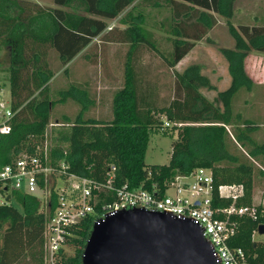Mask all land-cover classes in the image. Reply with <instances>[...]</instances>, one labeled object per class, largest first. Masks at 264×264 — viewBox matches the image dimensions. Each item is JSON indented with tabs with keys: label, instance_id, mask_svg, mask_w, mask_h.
<instances>
[{
	"label": "trees",
	"instance_id": "trees-1",
	"mask_svg": "<svg viewBox=\"0 0 264 264\" xmlns=\"http://www.w3.org/2000/svg\"><path fill=\"white\" fill-rule=\"evenodd\" d=\"M165 1L173 34L170 35L171 49L166 65L172 68L188 53L193 42L203 35L202 28L212 25L215 14L223 18L233 41L232 47L218 48L227 62L229 85L216 91L211 100L207 99L199 89L214 87L201 73L200 66L192 63L181 70H172L171 96L164 105L156 106L151 99L150 84L143 81L142 87L139 72L135 70L139 47L142 44L155 47L143 30L132 22L127 11L128 19L120 18L127 26L114 38L126 37L122 41L130 45L123 61L122 85L112 93L110 117L101 120L82 117L83 105L93 103L84 88L77 89L76 85L69 84L67 89L58 91L57 98L47 97L48 82L53 73L46 62V54L53 50L66 73L65 65L92 38L101 34L103 41H113L112 30L104 31L106 23L103 19L116 17L130 5L132 10L143 4L160 6L157 0H51L54 7L29 0H0L1 62L6 65L8 109L11 112L5 120L8 131L0 132V166L23 154L42 157L43 150L38 147L44 142L50 108L69 97L80 103L81 108L72 121L66 115L62 116L59 121L62 128L55 131L46 147L47 162L55 170L63 164L61 170L66 174L101 180L108 167L113 165L116 183L126 181L133 187L149 189L155 186L163 191L175 176L204 167L211 174L213 206L229 204L230 200L217 197L215 188L230 183L242 187V195L235 203L250 204L251 180L248 175L252 166L228 151L230 135L226 126L238 122L244 128L235 127L230 131L233 139L242 146L254 143L249 131L256 126L248 118L241 119L240 114H232L231 101L236 91L240 88L248 90L252 84L244 71L243 59L251 51L264 53V25L232 24L229 20L235 0ZM78 6H81V12H77ZM193 11L197 14L190 17ZM88 58L89 63L96 62V54ZM155 114L164 117L168 124L165 126L175 129L176 138L170 143L166 163L145 164L143 157L149 131L152 126L160 127L164 123ZM257 148L263 152L264 141ZM39 185H42L41 179ZM2 192H5V201L0 203V264H43L42 229L46 214L53 206V192L50 189L48 204L18 190ZM234 219L237 230L229 245L241 247L248 255L249 264H264V249L250 239L257 221L245 217ZM258 221L264 222V216ZM89 229L88 221L79 224L71 238L73 251L63 254L62 264H80Z\"/></svg>",
	"mask_w": 264,
	"mask_h": 264
},
{
	"label": "rangeland",
	"instance_id": "rangeland-1",
	"mask_svg": "<svg viewBox=\"0 0 264 264\" xmlns=\"http://www.w3.org/2000/svg\"><path fill=\"white\" fill-rule=\"evenodd\" d=\"M29 1L39 2L41 5L50 3V0ZM157 2L160 6L142 5V18L141 16L137 18V13L141 12V10H132V8H128L124 11L120 18L128 19L129 16H126V13L129 11V18H132V21L143 30L146 38L149 39L155 47V49H152L145 44L141 45L137 61L135 62V70L139 72V76L142 80V87L145 85L143 81H148L151 86V99L154 100L156 106H161L164 105L171 96L173 68L166 65V59L169 57L171 49L170 35L172 32L171 21H169L170 14L165 8L166 1L157 0ZM233 6L234 12L229 20L232 24L248 26L264 25V0H235ZM190 14V17H195L197 11L190 12ZM212 16L214 20L212 25L208 28H202L203 35L193 42L190 51L174 66L176 70H181L186 65L197 63L200 66L201 73L209 79L210 84L214 87L210 90L205 88L199 89L201 94L209 100L212 99L216 91L226 88L230 83L227 62L218 51V48L232 47L233 44L223 18L215 14ZM191 22L192 21H189V23ZM187 29L189 32L191 31L190 26ZM205 36H207L208 39H206ZM99 39H101V37L94 39V41L99 42ZM99 44L100 46L105 45V47L99 55L96 54V62L94 64L102 65L103 63L112 65L114 66L112 69L113 72L106 73L108 75L107 77L100 72V82L105 83H102L100 88L95 85L94 87L96 88L93 89L90 85H87V87H89L87 91L90 98L94 101V106L90 105L86 107V111H83L82 117L106 120L109 115V98L113 91L122 85L123 73L120 70L123 68L125 57L118 63L117 57L108 56L109 51L113 50L112 47H114L115 44ZM2 55L3 48L0 46V121L3 120L4 110L8 108L9 98L7 74L5 70L6 65L1 62ZM79 61L77 62L76 59L69 65H80ZM46 62L53 73V76L48 82L46 95L49 99H55L58 97L59 90L67 89L69 84H74L73 82H69L75 78L71 72L63 73V66L60 64L53 50H48ZM98 65H96V68H99ZM243 68L246 75L251 79L252 84L248 90L240 88L233 94L231 111L232 114H240L241 119L248 118L253 121L252 123L256 127L249 131V136L254 143L251 145L245 144L243 146L238 144L233 139L234 137L231 136L230 131L232 132L235 127H244L238 122L232 121L233 124L226 126V130L230 135L229 140H227V148L229 152L251 164L252 172L248 175L251 180L250 203L261 205L264 208V151L260 152L257 148V146L264 141V53L256 51L249 52L243 59ZM90 75L91 72L85 74V77H87L86 79L91 80ZM78 86L83 87L80 84ZM80 108V103L68 98L62 103L54 104V106L50 108L49 123L45 128L44 142L38 149L43 151L46 150V147L51 143V138L54 137L55 131L62 128V126H59L61 125L59 121H62L63 115H67L72 121ZM155 116L164 122V117L162 115L155 114ZM164 123L161 124L160 127L152 126L149 131L148 143L143 157L145 164H164L168 161L170 143L176 138V132L175 129L171 126H165ZM223 178L229 179V177L226 176ZM185 181H191V178ZM57 183L73 187L71 182H64L62 179L57 181ZM4 195L5 192H0V203L5 201ZM254 238L256 241L263 240L264 234H256ZM72 251L73 247H68L65 250L67 254H71Z\"/></svg>",
	"mask_w": 264,
	"mask_h": 264
},
{
	"label": "built area",
	"instance_id": "built-area-1",
	"mask_svg": "<svg viewBox=\"0 0 264 264\" xmlns=\"http://www.w3.org/2000/svg\"><path fill=\"white\" fill-rule=\"evenodd\" d=\"M10 115V110L5 109L3 120L0 121L1 133L8 131L5 120ZM164 124L168 125L166 122ZM45 151L42 157L23 154L0 166V192L18 190L36 196L42 204L49 203L50 189L53 192V206L46 214L42 229L43 264H62L63 254L66 248L72 247L71 238L82 221H88L91 226L127 208L163 212L177 219H189L201 229L214 264H249L248 255L241 247L229 245V240L237 230L234 217L257 221L250 239L264 249V239L256 241L254 238L256 234H264L257 229L259 224L264 225V222L258 221L264 216V208L253 203L236 204L242 195L240 184L217 185V197L230 202L224 206H213L211 174L207 168L197 167L187 175L175 176L160 191L155 186L147 189L133 187L126 181L116 183L113 165L108 167L101 180L66 174L61 170L63 164L56 170L48 164ZM188 178L191 181H185ZM60 179L71 182L73 187L57 183Z\"/></svg>",
	"mask_w": 264,
	"mask_h": 264
},
{
	"label": "water",
	"instance_id": "water-1",
	"mask_svg": "<svg viewBox=\"0 0 264 264\" xmlns=\"http://www.w3.org/2000/svg\"><path fill=\"white\" fill-rule=\"evenodd\" d=\"M257 229L263 233L264 225ZM80 264H214V258L189 219L127 208L90 226Z\"/></svg>",
	"mask_w": 264,
	"mask_h": 264
},
{
	"label": "crops",
	"instance_id": "crops-1",
	"mask_svg": "<svg viewBox=\"0 0 264 264\" xmlns=\"http://www.w3.org/2000/svg\"><path fill=\"white\" fill-rule=\"evenodd\" d=\"M137 1V0H136ZM135 2V1H134ZM133 2V3H134ZM37 3H39V2H37ZM45 6H50V7H54V5L52 4V2H51V0H50V3H48V4H45ZM145 6H147L146 4H145ZM128 8H131V5L130 6H128V7H126L124 10H122L116 17H114V18H112V19H103L104 20V22L106 23V28H105V30L104 31H107V30H112V33H111V38H113L112 40L113 41H102L101 39H99V42L97 41H94V39H96V38H99L101 35H99V36H96V37H94V38H92V40H91V42L86 46V47H84L80 52H78L67 64H66V72H71L74 76V78L75 79H73V80H71L69 83H74V85H76L77 86V89H82L83 87H84V89H86L87 90V88H89V87H87V85H90L93 89L94 88H96V87H94L95 85H97V87L98 88H100L101 86H102V83L103 82H100V72H102V74L105 76V77H107L108 75L106 74V73H108V72H113V67L114 66H112V65H108V64H103L102 63V65H98V64H91V63H89V61H88V56H93V54H100L102 51H103V48L105 47V45L103 46V45H101L100 46V44L99 43H101V44H105V43H109V44H112V43H114L115 44V46L114 47H112L113 48V50H111V51H109V53H108V56L109 57H117V59H118V63L119 62H121L122 60H123V58L125 57V55L128 53V51L130 50L129 49V47H130V45H129V43L127 42V41H122V40H126L125 38L124 39H114V38H116L117 37V35H121V33L120 32H118L119 30H122L123 28H125L126 26H127V23H122L121 21H120V16L122 15V13L124 12V11H126ZM138 9H136V10H141L142 8H143V6L141 5V7H137ZM68 10H73V8H67ZM167 9V8H166ZM167 11H168V9H167ZM77 12H81V6H78L77 7ZM138 12V11H137ZM137 14H139V16H137V18L138 17H140L141 16V18H142V15H143V11L141 10V12H139V13H137ZM136 18V17H135ZM132 22H134V21H132ZM136 22V21H135ZM140 26V25H139ZM113 30H115V31H113ZM116 36V37H115ZM116 40H118V41H116ZM90 48V49H89ZM102 48V49H101ZM140 48V47H139ZM190 51V50H189ZM188 51V52H189ZM185 56V55H184ZM77 59V62L79 61L80 62V65L79 64H74V65H69L71 62H74L75 60ZM181 60V59H180ZM179 60V61H180ZM178 61V62H179ZM177 62V63H178ZM176 63V64H177ZM175 64V65H176ZM96 65H98L99 66V68H96ZM119 65V64H118ZM122 65V64H121ZM174 65V66H175ZM174 66L172 67L173 69H175L174 68ZM122 70H123V68L120 70L121 72H122ZM176 70V69H175ZM96 71H97V73H96ZM91 72V80H89V79H86L87 77H85V74H88V73H90ZM103 76V77H104ZM104 77V78H105ZM7 83H8V81H7ZM90 83V84H89ZM81 85V86H83V87H80V86H78V85ZM103 84H105V83H103ZM106 89V88H105ZM97 90V89H96ZM100 92V91H99ZM111 93V92H110ZM78 96H80V95H78ZM111 97H112V94H111V96H110V98H109V100L111 101ZM80 98L82 99L83 97H81L80 96ZM68 99H70L69 97H68ZM90 105L88 104V103H85L84 105H83V111H86V107H89ZM91 106H94V101H93V103L91 104ZM67 116V115H66ZM110 117V102H109V115H108V118ZM264 122V121H263ZM263 125H264V123H263Z\"/></svg>",
	"mask_w": 264,
	"mask_h": 264
}]
</instances>
